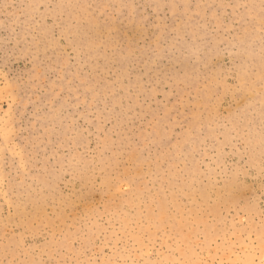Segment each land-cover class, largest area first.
I'll return each instance as SVG.
<instances>
[{
    "label": "rangeland",
    "instance_id": "374dc122",
    "mask_svg": "<svg viewBox=\"0 0 264 264\" xmlns=\"http://www.w3.org/2000/svg\"><path fill=\"white\" fill-rule=\"evenodd\" d=\"M264 0H0V264H264Z\"/></svg>",
    "mask_w": 264,
    "mask_h": 264
},
{
    "label": "bare ground",
    "instance_id": "6f19581e",
    "mask_svg": "<svg viewBox=\"0 0 264 264\" xmlns=\"http://www.w3.org/2000/svg\"><path fill=\"white\" fill-rule=\"evenodd\" d=\"M261 75L262 77H264V65H262V68H261Z\"/></svg>",
    "mask_w": 264,
    "mask_h": 264
}]
</instances>
